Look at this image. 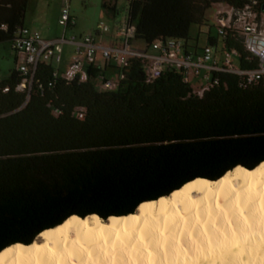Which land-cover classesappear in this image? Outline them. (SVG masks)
I'll return each mask as SVG.
<instances>
[{"label":"trees","instance_id":"1","mask_svg":"<svg viewBox=\"0 0 264 264\" xmlns=\"http://www.w3.org/2000/svg\"><path fill=\"white\" fill-rule=\"evenodd\" d=\"M124 1L126 18L136 26L134 45L143 49L157 40L197 41L191 27L206 25L215 4L264 5ZM112 2L104 0L103 7L116 17ZM27 5L0 0V44L24 25ZM206 41L236 50L241 69L258 66L234 30L222 37L210 27ZM109 67L123 75L109 90L92 79L106 69L91 68L87 81H68L44 61L23 89L16 68L0 77V251L29 245L72 215H128L196 178L214 180L237 165L252 169L264 161V83L249 85L242 75L220 71L200 95L174 67L154 81L146 80L139 59Z\"/></svg>","mask_w":264,"mask_h":264},{"label":"bare ground","instance_id":"2","mask_svg":"<svg viewBox=\"0 0 264 264\" xmlns=\"http://www.w3.org/2000/svg\"><path fill=\"white\" fill-rule=\"evenodd\" d=\"M0 264H264V161L196 178L134 213L72 215Z\"/></svg>","mask_w":264,"mask_h":264},{"label":"built area","instance_id":"3","mask_svg":"<svg viewBox=\"0 0 264 264\" xmlns=\"http://www.w3.org/2000/svg\"><path fill=\"white\" fill-rule=\"evenodd\" d=\"M257 5L258 1L240 9L226 5L227 9L218 10L216 15L218 34L223 37L228 29L236 31L243 39L245 49L258 59L256 68L241 69L238 59L237 64H234L230 56L237 58L236 50L222 48L219 56L217 45L206 43L199 46L198 40H157L148 49L138 48L134 45L136 26L124 16L112 27L103 20L99 21L95 34L72 32L51 40L43 39L35 28L25 25L19 27L10 41L11 49L18 55L16 69L22 75L17 88L30 86L38 63L44 61L55 65V76L68 81H87L91 78V68L106 69L92 79L99 81L96 85L101 90L115 89L123 75L109 65L122 68L130 59L141 61L147 81H154L169 67L181 70L183 81L200 95L213 82H217L213 75L220 71L242 75L249 85L264 83V10H259ZM58 23L67 29L76 26V19L67 5L60 10ZM110 31L112 34L108 44L101 43L98 36ZM98 53L102 60H99ZM112 71H116L115 80L107 77V72ZM4 90L8 91L9 86H5ZM79 116L82 117V113Z\"/></svg>","mask_w":264,"mask_h":264},{"label":"rangeland","instance_id":"4","mask_svg":"<svg viewBox=\"0 0 264 264\" xmlns=\"http://www.w3.org/2000/svg\"><path fill=\"white\" fill-rule=\"evenodd\" d=\"M116 2L118 14L114 17L107 9L103 7L104 0H28L27 10L24 18V25L37 29L43 39L51 40L56 37H63L72 32L75 33H96V25L103 20L111 27L116 21L126 16V7L124 0H112ZM67 5L71 14L76 18L77 25L71 29L58 23V15L63 6ZM227 9L224 3L215 4L206 11L207 24L204 26L193 25L191 27V37L199 36L200 44L206 42V33L211 27L213 34H216L218 10ZM199 29L203 33H199ZM112 31L98 36L101 43L108 44ZM69 48V47H68ZM218 55H221L222 44L217 45ZM70 50V49H69ZM99 60H102L98 53ZM234 64H237V58L230 56ZM15 68V54L10 47V42L0 44V77L7 74L11 69ZM116 73L107 72V77L112 80L116 79ZM99 84V81H96Z\"/></svg>","mask_w":264,"mask_h":264},{"label":"crops","instance_id":"5","mask_svg":"<svg viewBox=\"0 0 264 264\" xmlns=\"http://www.w3.org/2000/svg\"><path fill=\"white\" fill-rule=\"evenodd\" d=\"M116 7H117V4H116ZM76 19V18H75ZM76 25H77V21H76ZM25 26H27V25H25ZM28 27H30V26H28ZM32 28V27H31ZM200 31H199V33H203L202 31H201V29H199ZM194 38H197L198 39V45L199 46H203V45H205L206 43H207V41L204 43V44H200V41H199V36H197V37H194ZM14 52V54H15V68H16V62H17V57H18V55H17V53L15 52V51H13ZM68 60V59H67ZM112 73H116V71H112Z\"/></svg>","mask_w":264,"mask_h":264},{"label":"water","instance_id":"6","mask_svg":"<svg viewBox=\"0 0 264 264\" xmlns=\"http://www.w3.org/2000/svg\"><path fill=\"white\" fill-rule=\"evenodd\" d=\"M262 9L264 10V5L262 6Z\"/></svg>","mask_w":264,"mask_h":264}]
</instances>
